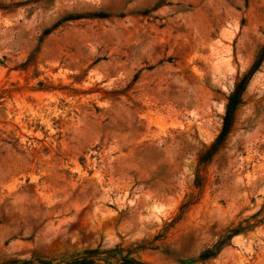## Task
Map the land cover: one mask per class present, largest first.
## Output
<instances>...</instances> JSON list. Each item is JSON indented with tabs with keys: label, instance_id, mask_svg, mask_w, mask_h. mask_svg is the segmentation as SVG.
<instances>
[{
	"label": "rangeland",
	"instance_id": "1",
	"mask_svg": "<svg viewBox=\"0 0 264 264\" xmlns=\"http://www.w3.org/2000/svg\"><path fill=\"white\" fill-rule=\"evenodd\" d=\"M0 5V264H264V0Z\"/></svg>",
	"mask_w": 264,
	"mask_h": 264
},
{
	"label": "trees",
	"instance_id": "2",
	"mask_svg": "<svg viewBox=\"0 0 264 264\" xmlns=\"http://www.w3.org/2000/svg\"><path fill=\"white\" fill-rule=\"evenodd\" d=\"M3 6L0 5V10H3ZM264 62V42L256 56L247 69L245 73L241 76L237 77L234 82L233 89L226 97V102L224 106V114L222 117L221 129L213 140L211 144H209L204 151L199 154L198 162L200 164L208 163L211 158L222 148L227 135L229 134L235 119V115L238 107L242 104V95L254 75V73L260 68L262 63ZM196 187L200 185L199 182H196ZM245 228H234L228 230V232L222 235L211 248L205 249L201 255L200 259L205 260L210 257L215 256L220 250L228 245L229 241L234 235H237ZM122 250L119 247H114L113 249H108L105 251L87 250L83 253L81 257L73 259L66 264H146L141 261L136 260L135 258L130 256L131 252H128L126 255H122ZM103 257V258H102ZM23 264H33L30 261H25ZM39 264H50L47 262H40Z\"/></svg>",
	"mask_w": 264,
	"mask_h": 264
}]
</instances>
